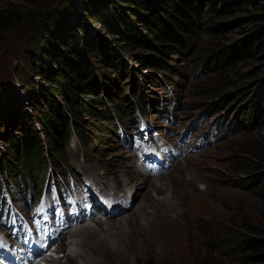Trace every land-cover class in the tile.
Segmentation results:
<instances>
[{
  "label": "rangeland",
  "instance_id": "374dc122",
  "mask_svg": "<svg viewBox=\"0 0 264 264\" xmlns=\"http://www.w3.org/2000/svg\"><path fill=\"white\" fill-rule=\"evenodd\" d=\"M69 1L75 5L77 12L83 11L77 0H0V13L14 8L22 14L24 21L13 31L0 29V101L3 100L0 105L1 112L8 101L7 96H13L18 104L26 106L28 112L33 113L28 106L30 103L26 101L25 87L31 84L32 79L37 82L41 80L37 79L33 72L28 55H35L39 48L41 41L38 31L44 22L48 20L53 22L56 18H61L65 12L70 20H74V16L65 7ZM223 4L224 0H217L216 3L205 5L207 10L204 11L203 20L195 35L192 36L191 46L187 52L176 55V65H173V69L167 67L161 71H154L156 82L151 85L143 78L141 84L143 90L154 96L152 101L145 100L144 111L139 107V111L136 109L137 94L133 95L130 87L132 73L136 74V81L141 77V74H137L139 68L132 70L128 68L130 81H127L125 90L119 89L122 93L120 103L124 112L104 119L85 117L89 121L96 120L99 128L94 129L92 133L98 136L95 138L91 135L84 141L72 137L68 142L67 156L64 158L66 166H63V162H57L60 165L57 172L65 173L64 180L67 182V192L63 195L64 201L61 200L57 205L59 207L65 204L66 199L74 196L77 184H83V177H88L94 169L105 170L108 173L106 181L110 182L114 181L113 177L118 180V175L123 172L127 175L130 171L137 174L126 143L131 145L135 143L138 146L147 138L152 145H157L158 139L166 137L167 147L172 151L179 147L181 138H184L192 153L174 165L169 173L164 175L165 179L155 180L157 187L154 188V196L152 193L145 194V197L151 195L148 205L144 206L147 208L146 212L149 215L160 212L158 215L162 214L163 218H147L149 221L145 224L146 219L142 218L140 211L137 213L139 207L137 196L144 192L145 187L139 188L140 191L135 194L137 198L132 203V210L136 212L133 221L136 220L135 223L141 230L131 227L136 233L128 237L129 230H126L128 227L123 230V234L120 231V228L125 227L123 222L119 227L114 226L117 231L109 229L105 230L104 234H98L99 239L105 237V242H110L112 246L116 241H120L115 236L118 231L125 240L130 239L132 242L128 240L129 244L126 245L123 239L119 256L118 253H115L114 257L107 254L105 258L98 254L100 259L83 248L85 264L96 262V264H262L249 262L246 257L248 252L235 243L240 240L242 242L247 237L264 238V106L261 107L258 119L250 126L238 121V114L243 111L246 103L242 100L254 94L259 73L262 74L264 70V49L259 52L253 50V57L242 59V56L229 53L228 45L245 40L250 34L258 31L256 23L259 21L255 14L264 13V0L256 2L248 0L238 8L233 7L232 13L219 16L217 10ZM39 13L47 15V20L40 18ZM50 16L54 18L51 20ZM261 29L264 32V26ZM108 40L111 41V37ZM124 57L129 64L132 63L130 62L132 57L127 52H124ZM103 97L100 93L92 98L103 101L104 111L108 106L115 110L112 102L105 101ZM150 103L151 108H148L147 105ZM141 113L146 115L143 114L144 120L139 128L140 123L136 116ZM16 114L9 118L13 119ZM15 125V120H9L8 129L15 130ZM211 127H215L213 132ZM105 133L106 137H103ZM217 134H222L217 142L203 148L201 139L215 137ZM2 138L0 162L3 166L6 164L8 166L9 160L10 165L17 166L18 161L10 159L14 156L12 150L10 153L2 152L6 137ZM213 138L203 143H212ZM98 139L103 143H99ZM42 141L44 143V140ZM146 145L144 143L140 146V155L144 153ZM134 149L132 147V150ZM162 153L167 154L164 149ZM95 156H100V159ZM101 160L105 165L101 164ZM76 164L82 166V169H78ZM77 172L82 173V176L77 175ZM0 175L6 182L15 184L18 191L23 188L21 184L23 176L17 181V174L13 175L16 180L9 174ZM34 175L35 182L33 185L30 183L33 196L22 195L16 190L13 195H9L10 199L16 202L15 206L25 207L27 213L37 212L39 208L38 193L35 194V189L40 188L39 179H42L43 183L49 177V194L54 197L53 204L56 199L53 183H57L58 175L46 166V160L34 171ZM190 183L194 184V188ZM185 190L194 192L184 193ZM7 191L9 192L8 189ZM3 193L5 199L0 200L2 205L0 227L14 223V219L18 217L9 208L6 191L3 190ZM166 195L170 200L164 202L169 203L167 215H164L165 213H161L157 207L158 203L163 202L157 201V198L164 199ZM126 213L129 214L127 211ZM189 216L202 218L189 223L192 226L189 227L183 225L187 223ZM120 219L119 214L110 220L117 222ZM98 223L95 222L85 229L97 231L95 228ZM102 223L99 228L108 227L106 221ZM141 224L150 227L143 229ZM247 225H251L254 231L248 229ZM82 229L84 228L79 232L82 233ZM73 238L81 245L84 242L80 235L72 233L67 235L59 245L67 252V256L57 264H73L70 256L75 255V251L80 248L68 246V242ZM85 241L89 242L90 238H86ZM93 244V241L90 242L88 247ZM124 244L126 248L130 247L129 254L125 252ZM138 252H143V256L140 257ZM150 258L152 259L149 260ZM74 260L76 264H82L77 254Z\"/></svg>",
  "mask_w": 264,
  "mask_h": 264
},
{
  "label": "trees",
  "instance_id": "16d2710c",
  "mask_svg": "<svg viewBox=\"0 0 264 264\" xmlns=\"http://www.w3.org/2000/svg\"><path fill=\"white\" fill-rule=\"evenodd\" d=\"M77 1L83 8L81 13L70 1L65 6L74 16L73 21L65 12L61 18L53 22L48 20L38 29L41 43L36 54L28 57L37 79L44 83L32 79L31 84L25 87L26 100L33 109L34 119L41 126L50 154L63 158L71 128L79 139L90 138L97 122H90L85 117H103L100 101L94 100L93 96L102 91L119 106V92L113 94L111 91L124 88L118 80L130 75L122 52L133 58L139 74L153 84L154 71L176 65V55L189 49L204 3V0ZM247 1L225 0L219 16L232 13L233 7L238 8ZM38 16L48 18L42 13ZM263 17V12L256 13L258 31L230 46L234 55L246 59L253 57V50L259 52L264 49ZM50 18L52 20L54 16ZM23 22L17 9L0 13V29L13 31ZM262 74L259 73L260 76ZM131 85L136 87L134 91L142 94L138 80ZM263 86L264 76L258 87ZM258 97L264 98V89ZM6 99L10 102L6 101L3 112L0 110V139L6 137L5 151L13 146L16 154L20 155L22 167L29 170L31 159L40 157L39 133L24 106L18 104L13 96ZM150 99L154 98L151 96ZM14 114L15 117L10 119ZM9 120H15V130L8 129ZM98 142L103 143L100 139ZM246 227L254 231L251 225ZM243 240V243L240 240L235 244L245 248L247 260L264 264V238L247 237Z\"/></svg>",
  "mask_w": 264,
  "mask_h": 264
},
{
  "label": "bare ground",
  "instance_id": "6f19581e",
  "mask_svg": "<svg viewBox=\"0 0 264 264\" xmlns=\"http://www.w3.org/2000/svg\"><path fill=\"white\" fill-rule=\"evenodd\" d=\"M121 174H119V182H120V184H122L124 187H126L125 189H124V195L125 196H127V194H131V206L129 205V207H128V209L126 210L129 214H127L125 217H123V218H121L118 222H112L111 220L109 221V222H106V223H108V227L106 228H99V226H101V223L102 222H99L98 223V225H97V227L95 228V229H97V231L96 230H94V229H91V228H89V229H83V231H82V233L81 232H79V231H81V230H78V231H76V232H73V234L74 235H80V237L84 240V242L82 243V245L81 244H79V243H77L76 242V240L73 238L71 241H70V244L72 245V246H79L80 248H79V250L78 251H81V252H78L77 251V255L78 256H80V258H81V260H82V264H85L84 263V253H83V251H85V250H83V248H86V249H88V252L89 253H91V255H93L94 257H96V258H99V256H98V254L99 255H101L102 254V256H104L105 258H106V256L105 255H107V254H110V255H112V257H114L113 255L115 254V253H118L117 254V256H119L120 254H119V251L121 250V248H122V240L124 239L123 238V236L121 235V233L118 231V233H117V235H115V236H117L119 239H120V241H116L114 244H113V246L111 245V243L110 242H105V237H103V238H101V239H99V237H98V234H104L105 233V230H109V229H112V230H116L117 231V229L115 228V227H119L120 226V224L121 223H123L124 222V225H125V227L124 228H120V231L122 232V234H123V230L124 229H126L127 227V229L126 230H129V232H128V234H127V236L129 237V236H132V235H134L135 233H134V230L133 229H131V227H136L137 228V230H141L140 228H138V226H137V224L135 223L136 222V220L135 221H133V219L135 218V216H136V212L134 211V210H132V203H133V201L135 200V198H139V207H138V210H137V213L140 211V213H141V215H142V218H145L146 219V223L145 224H147L148 223V219L147 218H163L162 217V214H161V216H159L158 214L160 213H156V214H152V215H149V213H147L146 212V210H147V208L145 209L144 208V206L145 205H148L147 203L150 201V197H151V195H149L150 193H152L153 194V192H154V188H156L157 187V184H156V182H155V180L158 178V177H156V178H151V177H146L145 179L144 178H142V177H140V176H138V175H136L135 173H132V174H130V175H128V177H126L125 179H122L121 178ZM163 177H165V176H162V177H160V178H158L159 180H163V179H165V178H163ZM116 181V180H115ZM131 184H133V186H134V191H133V186H132V188H129L128 187V185H131ZM111 185H110V183H108V182H106L105 183V189H108L109 187H110ZM190 186L192 187V188H194V184L193 183H190ZM143 187H145V189H144V192L142 191V192H140V194L137 196V197H135V194L137 193V192H139L138 191V189L140 188V189H142ZM207 191V190H206ZM189 192H194L193 190H185V192L184 193H189ZM146 193H149L146 197H145V194ZM125 196H123V198H121L120 199V202L121 203H123L124 202V200H125ZM153 196H154V194H153ZM156 198V197H155ZM167 200H170V197H167V195L166 196H164V199L161 197V198H157V201H159V202H163V203H158L157 204V207H158V209L160 208V211H162L161 213H165L164 215H167V208L169 207V203L168 204H165V203H167ZM176 200L177 201H175V203H177L178 202V199L176 198ZM165 202V203H164ZM144 203V204H143ZM143 204V205H142ZM183 206V205H182ZM131 213V214H130ZM139 213V214H140ZM125 214V213H124ZM169 217H171L170 215H168ZM112 217V215H110L109 216V218H111ZM127 217H128V219H127ZM198 216H189L188 217V219H187V223L186 224H184L183 223V225H185V226H189V227H192L189 223H191V222H193L194 220H195V218H197ZM134 222V223H133ZM160 222V221H159ZM153 223V222H152ZM155 223V222H154ZM169 223V222H168ZM103 224V223H102ZM172 224V223H171ZM167 225V224H166ZM115 226V227H114ZM141 226H142V228L144 229V228H149L150 226L149 225H144V224H141ZM130 227V228H129ZM142 229V230H143ZM87 232V235H85V233ZM120 235H121V237H120ZM147 235V234H146ZM135 237V236H134ZM134 237H130V238H134ZM87 238H90V241L89 242H87V241H85V239ZM126 238V237H125ZM125 240V239H124ZM129 241H131L130 239H128ZM128 240H125L126 241V245L127 244H129V241ZM94 242V244L92 245V246H90V247H88V245H89V243L90 242ZM124 241V242H125ZM132 242V241H131ZM125 245V244H124ZM124 246V250H125V252L126 253H128V251H129V249H130V247H128V248H126L127 246ZM86 246V247H85ZM105 246V247H104ZM88 247V248H87ZM104 247V249H102ZM106 247H109V248H106ZM144 251V250H143ZM156 252V251H155ZM129 254V253H128ZM143 252H138V255L140 256V257H142L143 255ZM153 254V253H152ZM100 259V258H99ZM112 259V258H111ZM152 258H150L149 260H151ZM154 259V258H153ZM72 260H73V264H76V261L74 260V258H72ZM91 261V260H90ZM98 261V260H97ZM114 261V260H113ZM124 261V260H123ZM96 261L94 260V263H95ZM121 262V261H120ZM153 262V261H152ZM97 263V262H96ZM95 263V264H96ZM158 264V263H157Z\"/></svg>",
  "mask_w": 264,
  "mask_h": 264
}]
</instances>
